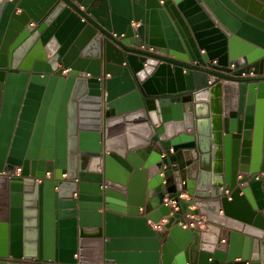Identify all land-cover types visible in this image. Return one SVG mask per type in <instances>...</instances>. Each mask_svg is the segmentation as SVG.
Returning a JSON list of instances; mask_svg holds the SVG:
<instances>
[{"label": "water", "instance_id": "1", "mask_svg": "<svg viewBox=\"0 0 264 264\" xmlns=\"http://www.w3.org/2000/svg\"><path fill=\"white\" fill-rule=\"evenodd\" d=\"M0 191V264H264V0H0Z\"/></svg>", "mask_w": 264, "mask_h": 264}, {"label": "crops", "instance_id": "2", "mask_svg": "<svg viewBox=\"0 0 264 264\" xmlns=\"http://www.w3.org/2000/svg\"><path fill=\"white\" fill-rule=\"evenodd\" d=\"M133 25H136V23H134ZM141 49H143V47H141ZM149 51H152V48H150ZM203 53V51H202ZM15 76H20L23 74V72H12ZM107 77H110L109 75ZM20 78H15V81L19 80ZM17 86V85H16ZM18 87V86H17ZM16 88V87H15ZM83 187H84V190L85 191H92L93 189V186H90V184H83ZM187 198H189V196H187ZM230 199V198H229ZM3 200H4V195L1 193L0 191V220H1V214H3V210L4 207H3ZM20 205V206H19ZM17 205L16 207H20V209H22L23 211V215H22V232L20 233V236L22 238V241H23V244L25 246V242L27 240V237H29L31 235V233H29V230H28V226H26V222H29V211H28V204H27V198H25V196H22L20 198V204ZM12 204H11V198L8 197L7 199V203H6V211L8 213V220H9V227H8V234L11 235V227H10V217H11V209H12ZM192 209H194V206L193 207H190ZM142 209V207L140 208ZM221 214H223V211L220 212ZM192 218L194 219H200V216L198 215H195V216H191ZM146 225L148 227H152L151 226V220H148V222L146 223ZM1 227V226H0ZM185 227V226H184ZM200 229H205V225H202ZM229 231V230H228ZM229 238V236L227 237V230H223L222 234H221V241H220V244L221 245H225L227 243L226 239L225 238ZM109 238H106L105 241H108ZM23 249H25V247H22ZM8 259H11V258H8ZM236 260H239L238 258ZM7 264H11V262H7Z\"/></svg>", "mask_w": 264, "mask_h": 264}, {"label": "built area", "instance_id": "3", "mask_svg": "<svg viewBox=\"0 0 264 264\" xmlns=\"http://www.w3.org/2000/svg\"><path fill=\"white\" fill-rule=\"evenodd\" d=\"M21 173H22V167L19 166V167H16L12 175L21 176ZM54 177H55L54 171L37 172L36 175L34 176L37 182H43L44 180H47V179H54ZM62 178L67 179V173H63ZM179 197L187 198V195L186 193H180ZM164 204L169 208L171 214L178 213L180 211V205L177 199L165 198ZM141 211L142 209L140 210V213ZM166 222H167V218L164 217L157 224L151 221V226L154 229L160 230L162 229V227L164 226ZM184 226L187 227V225H184Z\"/></svg>", "mask_w": 264, "mask_h": 264}]
</instances>
